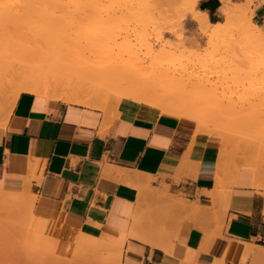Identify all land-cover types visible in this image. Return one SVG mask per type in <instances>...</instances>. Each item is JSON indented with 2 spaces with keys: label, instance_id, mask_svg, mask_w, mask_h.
<instances>
[{
  "label": "crops",
  "instance_id": "0c3cea01",
  "mask_svg": "<svg viewBox=\"0 0 264 264\" xmlns=\"http://www.w3.org/2000/svg\"><path fill=\"white\" fill-rule=\"evenodd\" d=\"M221 6L204 0L202 10L218 22ZM123 101L104 111L22 92L0 122V191L33 198L46 234H66L71 251L95 239L96 249L120 252L106 264H264V182L256 168L237 172L230 158L222 169V136ZM160 214L165 247L143 238L156 235L150 222Z\"/></svg>",
  "mask_w": 264,
  "mask_h": 264
},
{
  "label": "bare ground",
  "instance_id": "6f19581e",
  "mask_svg": "<svg viewBox=\"0 0 264 264\" xmlns=\"http://www.w3.org/2000/svg\"><path fill=\"white\" fill-rule=\"evenodd\" d=\"M198 1L199 0H192L193 7L196 6ZM221 1L222 6L220 12L222 21H211L208 12L202 9H197V11L195 10V12H193V19L197 22L202 33L212 40H224L226 46L228 47H232L236 43H242L241 46L243 47L248 46L255 48L256 50H264L263 28L254 23L250 18L246 17L247 12L250 8L248 7L244 11L245 17L248 19H246L244 23L240 25L239 29H237L239 37L236 38L234 29H232V22L238 12H244L239 10L241 6L236 4L234 0ZM177 2L181 3L182 1L0 0V122H3L8 118L14 103L22 92H30L52 99H60L67 102L78 103L88 107L99 108L104 111H109L115 108L123 100H125V102L126 100H132V102L130 101V103H134L133 101L138 103V106L136 105L137 109L139 108V105L143 103L145 105L156 108V112L160 111L164 115L179 118L181 120L180 123L183 126L190 128L191 130L197 126L199 132L222 136L224 141L221 168L224 169L225 163H227V161L232 158V150H230L231 137L227 131L228 127L218 123L221 122L217 120L218 114L210 111L211 108L209 109V106L213 101H215L214 99H216L215 95L209 93L213 91L212 89L215 87V84L214 87L211 88L210 86H213V83L211 84L209 81H207V78H205V80H202V78L200 79L190 74H184L182 73V71H176V68L171 69L170 67L166 66V64L162 63L161 61L164 53H166V50L164 48H161V51H156L151 42H149V44H151L152 48L149 50L148 56L138 58L135 61L127 60L124 55H113L114 57L109 58L105 65L101 67L97 65L98 68L95 69H92L94 65L92 68H90L91 66L89 67L88 64H77L74 65V67L66 63L67 57H72V54H70L72 52V49L71 52L70 49H67V47L71 46H68V44L65 48L61 45L62 39H60L59 41V38H57L56 36H51L53 35L52 32L49 33V31H46V34H51L48 35L49 37L44 34L45 32H43L44 21H48V19L51 17V15L48 13V11L50 10H63L65 12L66 9V11H69L68 9L73 8L74 10L78 9L82 11L85 10L84 12H88V10H93L95 8H98V10H100L109 6L118 5V8L119 6H122V8L123 6H126L127 8L138 7L139 12L141 11V13L143 12L142 10L163 8L164 14L165 12H168L169 9L167 11L165 9L169 7L170 9L172 8V10L177 11L178 14V11L180 13V8L178 7V4H176ZM185 9L186 8L184 7V10ZM145 12L148 13V11ZM179 16L180 15H178V17ZM182 16L183 15H181V17ZM178 20L179 19H177V21ZM172 22L175 23L176 20H174L173 18ZM177 23L178 22H176V24ZM180 23L181 22H179V24ZM158 26L159 27H154L159 34L157 36V41H161L163 45V30L166 31V29L168 28L165 29V26L163 27V25L161 26V24H158ZM172 26L174 25L172 24ZM177 28L178 27H176V29ZM10 29L23 30L24 32L26 31L25 35L23 34L25 36L24 40L19 41L17 39H14L13 35L12 40L6 41L5 39L4 41V37L7 38V35H9V33L6 36H4V34L7 33V30ZM1 35H3V37ZM1 37L3 38V40L1 39ZM51 37H54V39ZM55 39H57L58 42ZM21 42H23L24 44L22 45ZM168 44H171L172 47H175L176 45L178 47V44L175 45V43H167V45ZM63 45L66 46V43ZM62 47H64L69 52L65 53V49H63ZM90 61L92 60L90 59ZM240 61L241 60H239V62ZM248 61L249 60H245V63ZM243 63L240 62V64L242 65ZM250 69H252V67ZM147 70H150V73L147 72ZM238 74L240 75V73ZM10 90H13V93L8 94V91ZM114 104L115 107H113ZM124 104H122V106ZM122 106L121 108H123ZM128 107L130 106L128 105ZM149 108H147V110L144 109V111L142 109V112H148ZM137 109L135 110L137 111ZM125 110L126 109H124V111ZM135 110H133V112ZM133 112H130L131 115L133 114ZM146 112L143 114L140 110L139 113L141 115L138 116H143L142 118H144L147 115ZM150 112L151 111H149L148 113ZM130 113H128V115H130ZM244 165H251L255 167L257 171V183L262 184L264 182V162L261 163L259 160H257V158H253L250 155L246 154L240 164L238 166L236 165V171L239 172L241 167ZM157 192L158 194H160V196H165L164 194H161L160 191ZM18 207L19 209L26 208L30 211L27 219L28 224L25 226V228L27 227V230L28 227L29 229L31 228L30 230H32L33 233H30H32V235L34 236H38L40 238L43 236V239L44 237L49 238V236L46 234V229L49 226L48 223L38 218L34 214L33 198L26 197L24 193L13 191L10 189L0 191V209H5V213L8 214L9 212V214L11 215L13 214V212L19 210L17 209ZM5 213L4 211L0 212V217H3V219L6 218ZM1 214L5 215L1 216ZM151 217L154 219L153 216ZM164 218L165 217H162V214H160L157 215L155 221L151 220L150 222L151 225L155 223L157 227V230L155 228V230H150L151 233H153L154 231L156 235L151 234L148 237L145 235L146 238L140 235L139 237L142 236L148 243H151L152 245H160L165 247V244L159 241V238L164 237L163 231L159 228V225L163 224ZM70 240L71 239L66 238L63 241L70 242ZM90 241L91 243L81 240L78 242V244H82L81 246L85 244V247L91 245L90 247H94V249L99 247V240L93 239ZM90 247L88 248L91 249Z\"/></svg>",
  "mask_w": 264,
  "mask_h": 264
},
{
  "label": "rangeland",
  "instance_id": "374dc122",
  "mask_svg": "<svg viewBox=\"0 0 264 264\" xmlns=\"http://www.w3.org/2000/svg\"><path fill=\"white\" fill-rule=\"evenodd\" d=\"M178 1H182L176 3L180 8V13L178 11L177 14V11L167 7L164 9L171 11L165 12L166 16L163 13V8L142 10L141 13L138 7L127 8L123 6V9L122 6L118 8V5L104 9L99 8L100 10L95 8L88 10V12L74 10L73 8L68 9L69 11H66V9L65 12L63 10H50L48 13L51 17L48 21H44L43 32H45L44 34H46V31L52 32L53 35L47 33L46 36H56L59 41L62 39L61 45L65 48L68 44V46H71L67 49H70V52L72 49L70 54L74 59L67 57L66 63L68 65L88 64L89 67L91 66L90 68L94 65L92 69L98 68L97 65L100 67L105 65L109 58L118 55H124L127 60L132 61L146 57L152 48L151 44H153L156 51H161L164 48L166 53H164L161 61L166 66L171 69L176 68L178 72L182 71L184 74L202 78V80L207 78V81L213 83V86H210L211 88L215 84L213 91L210 88L211 92L209 93L215 95L216 99L209 106V109L211 108L210 111L218 114L217 120L222 122H218L219 124L228 127L226 129L231 137L232 162L235 166L240 164L246 154L257 158L263 163L264 50H256L248 46H244V48L241 46L242 43H236L232 47H228L224 40L210 39L202 33L197 22L193 19V12L197 9H203L204 0H199L195 7L192 5V0ZM261 1L264 2V0ZM234 2L241 6L239 10L243 12L249 7L246 17L264 30V24L257 13L261 6L259 0ZM145 11H148V13ZM178 15L180 16L178 17ZM181 15L183 16L181 17ZM246 17L245 12H238L232 22V29H234L236 38L239 37L237 29L248 19ZM173 18L178 22L177 24L172 22ZM177 19L179 20L177 21ZM179 22L181 23L179 24ZM158 24L165 26V29L168 28L166 31L163 30L164 40L162 41L165 47L161 41H157L159 34L154 27H159ZM176 27L178 28L176 29ZM25 32L18 29L7 30L4 36L9 33L7 35L8 39L4 37V41L13 38L23 41ZM1 36L3 37V35ZM51 38L54 39V37ZM166 42L178 44V47L177 45H174L175 47H172L171 44L167 45ZM65 43L66 46L63 45ZM21 44L24 43L21 42ZM64 47L62 48L65 49ZM65 51V53L69 52L66 49ZM239 60L242 63L244 62L243 65L240 64ZM245 60L249 61L245 63ZM251 67L252 69H250ZM147 72L150 73V70H147ZM11 93H13V90L8 91V94ZM113 107H115V104ZM33 196L35 197L37 209L40 205V198L34 193ZM2 211L5 213V209ZM29 214V209L21 208L11 215L8 212L5 215V220L0 217V264H106L110 261L117 263L120 260V252L101 251V248L93 249L94 247H90L91 245L88 246L91 249L80 246L71 251V243L62 241L66 234L49 236V238L44 237V239L43 236L40 238L32 235L31 228L28 227V230L27 227L25 228L28 224ZM39 214L41 217L48 219L52 225H60V220L55 219L54 215L47 218L43 214Z\"/></svg>",
  "mask_w": 264,
  "mask_h": 264
}]
</instances>
